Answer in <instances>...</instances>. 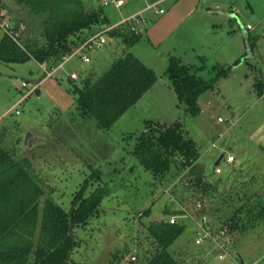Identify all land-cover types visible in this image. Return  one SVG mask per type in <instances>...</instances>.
Masks as SVG:
<instances>
[{
  "label": "rangeland",
  "instance_id": "374dc122",
  "mask_svg": "<svg viewBox=\"0 0 264 264\" xmlns=\"http://www.w3.org/2000/svg\"><path fill=\"white\" fill-rule=\"evenodd\" d=\"M0 1L12 24L14 38L8 37L22 46L44 43L42 15L15 0ZM83 2L90 9L100 6L98 0ZM145 4L127 0L120 9L103 10L112 25ZM160 7L163 14H140L146 23L137 40L128 42L121 25V35L104 33L105 44L85 49V59L61 60L50 77L32 58L0 60V128L9 133L4 142L20 139L22 154L47 184L42 201L51 194L69 210L84 181L86 195L105 189L98 213L75 229L78 247L68 264H142L144 251L154 253L145 226L172 216L184 229L168 251L183 264H264V222L235 244L221 234L226 221L238 214L237 199L264 191V0H161ZM3 36L0 29V40ZM125 53L151 68L157 80L111 127L100 128L79 110L76 89L86 76H100ZM171 58L211 84L197 100L196 116L186 111L167 74ZM50 66L45 70L50 72ZM35 85L38 90L30 91ZM176 122L195 142L199 156L177 175L154 178L133 155L136 137L148 124ZM28 132L43 142L28 148ZM229 156L233 162H227ZM197 174L215 189L201 209L180 181ZM207 232L225 243L224 249ZM196 238H203L199 245Z\"/></svg>",
  "mask_w": 264,
  "mask_h": 264
},
{
  "label": "trees",
  "instance_id": "16d2710c",
  "mask_svg": "<svg viewBox=\"0 0 264 264\" xmlns=\"http://www.w3.org/2000/svg\"><path fill=\"white\" fill-rule=\"evenodd\" d=\"M33 14H40L44 43L22 46L7 35L0 40V60L21 63L34 59L57 66L69 53L71 45L110 26L103 7L88 8L83 0H15ZM128 42L135 41L128 24ZM121 25L107 33L121 35ZM88 35V36H89ZM171 58L167 74L173 79L175 91L192 116L199 113L197 100L210 86L208 82L189 75L186 67ZM155 72L131 53L117 57L108 70L93 78L86 76L77 88V105L83 116L95 118L97 126L109 128L132 107L156 82ZM38 90V88H37ZM6 128H0V264H68L78 247L75 229L84 227L98 213L105 189L97 188L86 195V182L75 192L69 210L59 206L51 194H46V182L24 156L17 137L8 144ZM29 148V147H28ZM133 155L154 178L162 179L191 167L199 156L195 142L186 137L179 123L148 124L136 137ZM191 192L192 204H202L214 194V187L203 176L180 179ZM238 214L226 221L224 229L233 244L264 222V191L243 194L237 199ZM237 201V202H238ZM149 209L142 215L147 214ZM146 229L147 244L152 256L143 252L142 264H183L168 251L182 233L184 226L169 221L150 222ZM235 239V240H234ZM117 255V254H116ZM114 256L119 258V256Z\"/></svg>",
  "mask_w": 264,
  "mask_h": 264
},
{
  "label": "built area",
  "instance_id": "2783aa9c",
  "mask_svg": "<svg viewBox=\"0 0 264 264\" xmlns=\"http://www.w3.org/2000/svg\"><path fill=\"white\" fill-rule=\"evenodd\" d=\"M127 0H98V3L101 7H113L115 9H120L121 7H123L126 4ZM145 6L143 8H141L140 10L132 13L131 15L127 16V17H121V19L116 22L115 24H112L106 28H103L102 30H99L97 32H95L92 35L87 36V38H85L82 42H80L79 44L74 45L73 48H71L70 52L65 54L62 57V61H66L68 60L71 56L73 55H79L82 59L86 58V54H85V49H89V48H93V47H98V46H102L103 44L106 43V39L105 37H103L104 33H107L108 31H110L111 29H113L116 26L122 25V24H128L130 26L131 31L136 34V35H140L143 31V28H141L145 23L146 20L144 18H142L140 16L141 13L143 12H147V11H153L154 14L156 15H160L163 14L165 11L162 7H160V3L161 0H156L153 2H148L145 0ZM11 28H12V24H10L9 20L6 18V14L4 13L2 6L0 4V29L5 33V35H8L10 37H12L13 35H11ZM14 38V37H12ZM40 66L44 69L45 73H46V77H50L51 73L54 71L53 67L50 68V72L45 70V66H47L46 62L40 63ZM56 69L58 68V66L55 67ZM23 87L27 86L26 82H22L21 84ZM38 88V85H35L34 88H32L30 91H36ZM17 113V111H16ZM218 121H221V118H218ZM234 158H232V156L227 157V162H233ZM216 172H219L218 169H216ZM196 207L201 209L202 206L201 204H196ZM182 212H185L184 208L182 207ZM175 217L172 216L169 220L170 223H174L175 222ZM204 221L208 222L209 218L207 216H204ZM221 234H226L225 229H223L221 231ZM206 236L210 239L213 240L215 245L219 248V249H224L225 247V243H219L217 242L212 233L207 232ZM203 238H196L195 239V244L199 245L202 242ZM230 241V240H229ZM222 255H219V257H221ZM240 264H243V262L241 261Z\"/></svg>",
  "mask_w": 264,
  "mask_h": 264
},
{
  "label": "water",
  "instance_id": "95a60500",
  "mask_svg": "<svg viewBox=\"0 0 264 264\" xmlns=\"http://www.w3.org/2000/svg\"><path fill=\"white\" fill-rule=\"evenodd\" d=\"M39 142H43V139L39 136H33L30 132H28L24 137V144H26L29 148L33 147L35 144ZM199 213H204V209L200 210ZM210 220L212 222V218Z\"/></svg>",
  "mask_w": 264,
  "mask_h": 264
},
{
  "label": "crops",
  "instance_id": "0c3cea01",
  "mask_svg": "<svg viewBox=\"0 0 264 264\" xmlns=\"http://www.w3.org/2000/svg\"><path fill=\"white\" fill-rule=\"evenodd\" d=\"M0 4H1V1H0ZM19 5V4H18ZM2 6V5H1ZM21 6V5H20Z\"/></svg>",
  "mask_w": 264,
  "mask_h": 264
}]
</instances>
